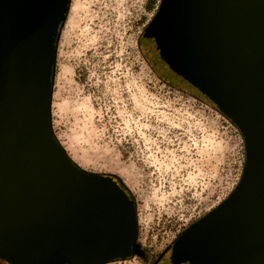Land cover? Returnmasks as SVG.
<instances>
[{
  "label": "water",
  "instance_id": "obj_1",
  "mask_svg": "<svg viewBox=\"0 0 264 264\" xmlns=\"http://www.w3.org/2000/svg\"><path fill=\"white\" fill-rule=\"evenodd\" d=\"M71 0H0V260L106 264L136 252L137 207L55 136L57 42ZM155 69L242 132L232 193L162 264H264V0H162L144 33Z\"/></svg>",
  "mask_w": 264,
  "mask_h": 264
},
{
  "label": "rangeland",
  "instance_id": "obj_2",
  "mask_svg": "<svg viewBox=\"0 0 264 264\" xmlns=\"http://www.w3.org/2000/svg\"><path fill=\"white\" fill-rule=\"evenodd\" d=\"M161 2L71 0L59 32L53 132L79 166L117 176L136 202V252L106 264H158L244 170L240 129L151 65L144 33Z\"/></svg>",
  "mask_w": 264,
  "mask_h": 264
},
{
  "label": "trees",
  "instance_id": "obj_3",
  "mask_svg": "<svg viewBox=\"0 0 264 264\" xmlns=\"http://www.w3.org/2000/svg\"><path fill=\"white\" fill-rule=\"evenodd\" d=\"M151 65H152V67H153V69L156 71V73H158V75L162 78H164V75L163 74H161L160 72H158L156 69H155V67H154V65L151 63ZM167 79V78H166ZM166 81H168V82H170V80H166ZM217 109V108H216ZM218 110V109H217ZM222 113V112H221ZM223 114V113H222ZM224 115V114H223ZM228 118V117H227ZM113 177L120 183V185L122 186V187H124L129 193H130V191H129V189H128V187L122 182V180L120 179V178H118L117 176H115V175H113ZM0 262H4V263H7V262H5V261H2V260H0Z\"/></svg>",
  "mask_w": 264,
  "mask_h": 264
},
{
  "label": "flooded vegetation",
  "instance_id": "obj_4",
  "mask_svg": "<svg viewBox=\"0 0 264 264\" xmlns=\"http://www.w3.org/2000/svg\"><path fill=\"white\" fill-rule=\"evenodd\" d=\"M172 248L173 246L171 247V252L167 255V256H163L160 261L158 262V264H162L167 258H169L171 256V253H172Z\"/></svg>",
  "mask_w": 264,
  "mask_h": 264
}]
</instances>
